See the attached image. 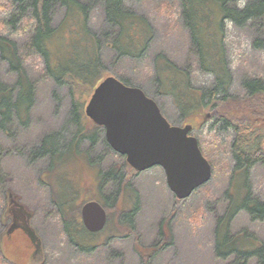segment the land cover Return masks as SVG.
I'll return each mask as SVG.
<instances>
[{"label":"rangeland","instance_id":"rangeland-1","mask_svg":"<svg viewBox=\"0 0 264 264\" xmlns=\"http://www.w3.org/2000/svg\"><path fill=\"white\" fill-rule=\"evenodd\" d=\"M80 1L89 5L88 26L102 43L107 70L104 78L121 77L141 88L158 103L172 125L191 124V135L203 143L213 176L190 198L178 200L168 187L162 167L138 173L126 167V158L106 142L105 129L85 113L94 90H81L77 96V100L85 104L80 122L75 123L74 99L69 88L58 86L46 75L43 58L32 48L33 33L27 25L14 31L12 26L3 23L6 5L0 0V34L16 43L32 85L27 118H21L12 110L9 123L4 129L0 128V236L6 259L10 264H229L232 257L220 258L216 241L219 222L226 214L234 192L229 181L234 161L228 148L235 133L222 131L214 125L220 118V107L218 110L202 107L197 110L196 117H183L173 101L171 87L161 89L155 72V57L163 54L189 74L193 91L204 93L214 84L213 74L200 69L198 59L191 51L180 2L124 0L127 10L151 23L155 38L145 59L126 58L114 62L113 52L106 43L110 27L102 2ZM66 12L61 5L51 11V24L59 30L51 46L58 52L65 50L69 38L67 32L71 29L63 26ZM259 36L257 25L237 28L230 23L226 30L225 46L233 75L231 93L239 100L233 104L236 109L246 96L245 81L258 79L264 82V49L254 47ZM18 81V75L0 56V82L13 88L15 98L20 89ZM79 129L83 133L76 141ZM46 138L55 140V150L65 152L55 155L53 166L52 158L40 152ZM114 167L124 172L132 187V191L126 193V201H123V195L118 204H114V184L109 181L103 187L100 185V174ZM244 186L243 194L264 202L263 164L251 169ZM69 189H72L77 207H82L88 200L109 207L108 225L103 231L88 235L76 233V238L68 234L54 199H65ZM72 195H68L69 198ZM18 204L24 207L25 213H20ZM122 209H136L132 229L118 227L117 215ZM13 215L29 223L35 232L39 249L33 258V247L22 233L17 232L12 240L5 235V225L11 223ZM78 217L82 224L81 216ZM229 234L253 236L264 244V220L253 219L246 210H241L231 222ZM0 264L7 263L1 259Z\"/></svg>","mask_w":264,"mask_h":264},{"label":"trees","instance_id":"trees-1","mask_svg":"<svg viewBox=\"0 0 264 264\" xmlns=\"http://www.w3.org/2000/svg\"><path fill=\"white\" fill-rule=\"evenodd\" d=\"M100 1L106 23L110 27L106 43L113 52V61L119 62L126 58L145 59L155 38L151 23L145 17L127 10L124 0ZM178 1L181 5L183 25L189 33L191 51L197 57L200 69L213 74L215 81L207 92L193 91L189 74L179 69L163 54L155 57L156 76L161 89L171 87L169 90L173 101L183 117H196L199 114L197 110L202 107H220L221 115L214 125L225 132L234 131L235 136L228 148L234 161L229 178L231 187L234 188L231 190L234 192L230 197L229 208L218 225L217 254L226 260L232 257L229 264H264L263 243L253 236L229 234V226L241 210H246L253 219L264 220V202L253 200L248 194L241 192L251 169L257 164L264 165V82L258 79L245 81L244 101H241L238 109L234 108L233 104L239 100H235L236 96L231 93L233 75L225 46L226 30L231 23L237 28L257 25L260 36L255 39L254 47L264 49V0ZM4 3L6 13L3 23L12 26L14 31L23 24L32 30V48L43 58L46 75L58 86L69 88L74 99V121L79 123L85 102L77 100V96L81 90L93 91L107 73L102 43L88 26L89 5L80 0H4ZM56 5L66 8L67 15L63 26L71 28L67 32L69 38L67 44L65 43V50L61 52L51 46L59 31L51 24V11ZM0 56L18 75L20 85L18 96L15 98L13 88L0 82V128L4 129L11 119L12 110L21 118H27L32 101V85L27 79L16 43L1 34ZM119 79L126 85L133 86L126 79ZM81 133L82 129H79L76 141ZM199 144L203 154L210 161L201 140ZM55 145V140L46 138L40 149L41 153L52 158V166L55 164V155L65 153L55 150ZM67 160L68 158L63 162ZM125 166L130 167L127 162ZM109 181L116 188L114 204H118L123 195V201H126V193L131 192L132 187L124 172L114 167L100 174L102 187ZM71 190L66 192L65 199L55 197L54 202L66 231L72 238H76V233L83 232L88 235L89 232L80 224L79 217L77 218V215L81 216V207L75 205ZM68 195L72 197L69 198ZM106 207L109 211V207ZM135 210L122 209L117 215L118 227L132 229ZM78 224L82 230L78 229ZM75 244L82 246L76 241ZM1 259L10 264L2 251L0 236Z\"/></svg>","mask_w":264,"mask_h":264},{"label":"water","instance_id":"water-1","mask_svg":"<svg viewBox=\"0 0 264 264\" xmlns=\"http://www.w3.org/2000/svg\"><path fill=\"white\" fill-rule=\"evenodd\" d=\"M85 113L105 129L110 147L125 156L135 171L162 167L168 187L178 200L190 198L212 179L213 167L203 154L198 138L191 135L193 126L172 125L158 103L141 88L107 76L94 89ZM80 214L88 232L105 229L108 213L102 203L87 201ZM33 234L29 230L32 238Z\"/></svg>","mask_w":264,"mask_h":264},{"label":"flooded vegetation","instance_id":"flooded-vegetation-1","mask_svg":"<svg viewBox=\"0 0 264 264\" xmlns=\"http://www.w3.org/2000/svg\"><path fill=\"white\" fill-rule=\"evenodd\" d=\"M106 142H107V140H106ZM108 143V142H107ZM109 145V144H108ZM110 146V145H109ZM125 157V156H124ZM126 158V157H125ZM127 162V161H126ZM128 164V163H127ZM131 167V166H130ZM132 168V167H131ZM133 169V168H132ZM134 170V169H133ZM135 171V170H134ZM135 172H137V171H135ZM138 173V172H137ZM90 201V200H89ZM19 205V208H20V213L21 214H23V212L25 213V210H24V207L22 206V205H20V204H18ZM103 206H104V204H102ZM105 208H106V210H107V213H108V220H109V211H108V209H107V207L105 206ZM12 210V209H11ZM13 211H15L14 209H13ZM16 216V217H15ZM13 215L12 217H11V220H10V222L11 223H8V224H6L5 226H6V233H5V235H6V237H8L9 239H13L14 238V235L17 233V232H20V233H22L28 240H29V242H30V244H31V246L33 247V252H32V258L36 255V253L38 252L37 250L39 249L38 248V240H37V237H36V235L35 234H33V238L29 235V230L30 231H32L33 233H35L32 229H31V227L29 226V223H27V222H25V221H23L22 219H18V215ZM28 216V215H27ZM8 220V219H7ZM23 221V222H22ZM107 225H108V222H107ZM107 225H106V227H107ZM105 227V228H106ZM21 230V231H20ZM23 231V232H22ZM2 237V236H1Z\"/></svg>","mask_w":264,"mask_h":264}]
</instances>
